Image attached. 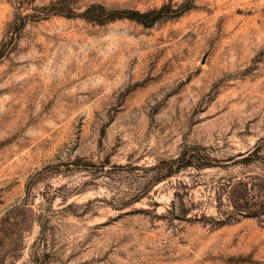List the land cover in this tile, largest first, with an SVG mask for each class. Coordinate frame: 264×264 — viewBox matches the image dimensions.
<instances>
[{
	"label": "rangeland",
	"instance_id": "obj_1",
	"mask_svg": "<svg viewBox=\"0 0 264 264\" xmlns=\"http://www.w3.org/2000/svg\"><path fill=\"white\" fill-rule=\"evenodd\" d=\"M0 264H264V0H0Z\"/></svg>",
	"mask_w": 264,
	"mask_h": 264
},
{
	"label": "trees",
	"instance_id": "obj_2",
	"mask_svg": "<svg viewBox=\"0 0 264 264\" xmlns=\"http://www.w3.org/2000/svg\"><path fill=\"white\" fill-rule=\"evenodd\" d=\"M98 7L103 10L102 6L99 5ZM169 10V7L162 6L157 10H152L145 13H140L137 11H109L108 14L111 20L115 18H121L123 16L136 20L151 17L149 22H154L163 16H167Z\"/></svg>",
	"mask_w": 264,
	"mask_h": 264
}]
</instances>
